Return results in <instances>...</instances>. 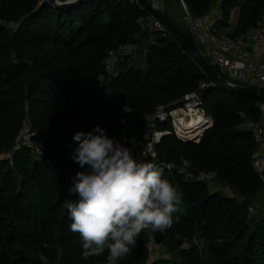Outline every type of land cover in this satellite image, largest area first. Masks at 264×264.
I'll return each mask as SVG.
<instances>
[{"label": "trees", "instance_id": "16d2710c", "mask_svg": "<svg viewBox=\"0 0 264 264\" xmlns=\"http://www.w3.org/2000/svg\"><path fill=\"white\" fill-rule=\"evenodd\" d=\"M185 1L195 14H205L216 0ZM141 2L142 7L125 0H85L56 8L45 0H0V264H107V250L83 259L80 236L69 229L66 205L78 197L68 189L76 173L86 171L70 158L77 146L74 134L99 124L131 149L128 140L138 125H148L147 113L209 81L170 30L140 27L138 19L153 11L149 0ZM236 6L238 33L256 26L264 13V0H225L224 23ZM180 30L199 47L188 27ZM152 35L155 43L147 41ZM126 42L145 43L147 68L130 69L123 62L120 73L111 76L105 60ZM201 94L214 117L201 142L166 136L157 159H147L190 162L195 178L179 174L174 165L160 167L179 188L182 210L163 232H142L118 264H264V219L248 220L250 199L264 191L252 167L257 142L238 128L242 112L261 117L260 99L214 86ZM126 104L132 113L121 123ZM25 124L31 127L27 142L20 139ZM208 171L217 173L213 182L236 189L240 199L226 189L209 192L201 176ZM197 237L207 245L205 258ZM150 241L174 257L151 260Z\"/></svg>", "mask_w": 264, "mask_h": 264}, {"label": "clouds", "instance_id": "9594fccd", "mask_svg": "<svg viewBox=\"0 0 264 264\" xmlns=\"http://www.w3.org/2000/svg\"><path fill=\"white\" fill-rule=\"evenodd\" d=\"M73 140L77 146L70 158L86 171L77 172L68 189L78 197L66 205L69 229L80 236L83 259L107 250V264H118L142 232L171 227L174 214L182 210V195L162 168L137 160L101 125L77 131Z\"/></svg>", "mask_w": 264, "mask_h": 264}, {"label": "built area", "instance_id": "2783aa9c", "mask_svg": "<svg viewBox=\"0 0 264 264\" xmlns=\"http://www.w3.org/2000/svg\"><path fill=\"white\" fill-rule=\"evenodd\" d=\"M110 1L120 2L123 0ZM125 1L142 7L141 0ZM149 2L152 10V7H155L162 11L161 7L163 5L156 2V0H149ZM224 2L225 0H216L212 8L205 14H195L181 0V4L184 7L185 24L198 43V48L212 64L219 76L234 85L264 88V13L256 26L251 27L244 33H238L236 29L239 22L240 8L239 6L232 8L229 20L227 23H224ZM138 23L143 30L149 29L151 32L164 33L169 30L154 10L145 18L140 17ZM149 40L151 43H155L156 37L152 35ZM135 46L136 44L133 42H126L117 49H112L110 54L123 60L126 55L131 53V49L133 50ZM105 68L111 75L120 71L119 65L115 62H108ZM208 78V82L200 84L199 90L185 95L187 103L185 104L184 116H193L200 109H206L200 92L209 86H216V83L209 76ZM259 110L261 117L258 120L247 116L243 112L240 113L241 122L238 128L251 132L257 142V148L252 156V167L264 184V100H261L259 103ZM169 112L171 110L164 109L159 114L164 119L168 115H171ZM206 115L208 116V113ZM208 121H210L209 118L202 122L204 130H208L214 123ZM198 133L203 134V132ZM202 134L198 135V137ZM25 140H30V133L28 136H25ZM35 151L42 155L45 152L42 148L38 147ZM164 167L166 166L164 165ZM166 168L170 169L171 166L167 165ZM147 246L150 253H152V250H154L153 252H157L161 251L162 248L165 249L161 244H154L151 241L148 242Z\"/></svg>", "mask_w": 264, "mask_h": 264}, {"label": "rangeland", "instance_id": "374dc122", "mask_svg": "<svg viewBox=\"0 0 264 264\" xmlns=\"http://www.w3.org/2000/svg\"><path fill=\"white\" fill-rule=\"evenodd\" d=\"M58 1L66 2V1H72V0H58ZM183 1L187 4L185 0ZM156 2L163 5L161 9L164 13L166 10H168L167 13H169L172 16V18L179 24L180 28H183L186 30L187 26L185 24V19H184L185 17L184 7L182 6L183 4H180L181 0H156ZM147 41L150 42L149 39ZM134 44H136L135 48L133 50L131 49V53L126 55L123 60L116 56H111L110 51H109V54L105 60V67L108 62H115L116 64L119 65L120 71H121L122 66L124 65V63H126L127 66H131L130 69H133L135 67L137 69L142 68V70L145 71L147 68L146 67L147 63L145 62L143 54L147 52L146 50L147 47L145 46V43L136 42ZM119 73L120 72L118 71L117 73L115 72L114 75H111V74L110 75L116 76ZM152 89H156V86H153ZM185 95L177 99L174 102L161 103L157 105L155 111L152 112L153 114L147 113L145 117L146 121L147 120L149 121L148 125H145V126L143 125V129L142 127H140L141 125H138L134 129V133L129 138L128 143L129 145H131L132 154L137 160H139L140 162L148 163L147 162L148 158L157 159V146L162 143L163 139L166 136H175L180 141L186 142V143L201 142L204 134L207 131V130H204L205 128L202 126V122H204V120L209 118L210 121L208 122L213 123L214 117L209 114L208 116L206 115L208 113L207 109L205 110L200 109L198 113L193 116H184L185 104L187 103V101L185 100ZM161 99H167V96H162ZM179 101H181L180 103H182V105L181 104L176 105V103H178ZM260 102L261 100H259V103ZM126 106L131 109L130 105L128 104L122 106V110L125 114V117H124L125 121L127 120V116L131 115L132 113V111L127 112L124 110ZM164 109L169 110V111L171 110V112H169V114L171 113V115L170 116L168 115L166 118L162 119L159 112L164 111ZM175 112H178V115L175 116L174 115ZM181 119H184V120L181 121ZM193 120H197V121L193 122ZM26 124L24 126V129L21 132L22 133L21 139L24 140V142H27L25 140V136L29 135V131L31 128L30 125H26ZM189 126H191V128H188ZM198 132H203V134L198 133ZM200 134H202L203 136L201 135L200 137H198V135ZM133 139L136 141L135 143L133 142ZM181 162L182 163L180 165H174L173 163L162 161V162H156L155 165L157 167H161V165H165L167 167V165H170L171 168H173V165H174V168L179 174H185L186 177L188 178H193V177L195 178L196 175L194 173V170L190 167V162L185 157H182ZM201 176L207 179L206 181L208 182L207 186H208L209 192H214L215 190H218V189L219 190L226 189L227 191L226 193L230 194L229 197L231 198L234 197L237 200L240 199V196L238 195L239 192H237L236 189L230 190L228 186L220 185L219 182L216 180L213 182V180L216 179L217 177L216 172L214 171L204 172V174H201ZM250 201L251 202H250L249 209H248V220L253 221L254 219L259 222L262 219H264V191L256 193V195L253 196L250 199ZM250 224H252V222ZM194 242H197V244L199 245L201 255L204 258L207 257V255L205 254L207 245L204 244L203 239H199L197 237L196 239H194ZM153 251L154 250H152V253L150 254L151 260L166 259V257L168 256L174 257V254L170 253L167 249L162 248L161 251H157V252H153ZM177 256L178 258L181 259L180 255H177Z\"/></svg>", "mask_w": 264, "mask_h": 264}, {"label": "water", "instance_id": "95a60500", "mask_svg": "<svg viewBox=\"0 0 264 264\" xmlns=\"http://www.w3.org/2000/svg\"><path fill=\"white\" fill-rule=\"evenodd\" d=\"M45 1L49 2L56 8H67V7H72L85 0H72L66 2H59L58 0H45ZM152 8L158 14V16L164 21L168 29L173 34H175V36L184 45V47L197 60L203 71L216 83L215 87H219L234 93L248 94L257 97L260 100H264V88H259L255 86L248 87V86L234 85L226 81L221 76H219L215 68L206 58V56H204L201 50L190 41V39L180 30V28L170 18H168L163 11L155 7Z\"/></svg>", "mask_w": 264, "mask_h": 264}, {"label": "bare ground", "instance_id": "6f19581e", "mask_svg": "<svg viewBox=\"0 0 264 264\" xmlns=\"http://www.w3.org/2000/svg\"><path fill=\"white\" fill-rule=\"evenodd\" d=\"M174 115H175V116L178 115V112H175ZM183 120H184V119H181V121H183ZM197 120H198V119H197ZM197 120H193V122H194V121L196 122ZM186 128H187V127H186ZM188 128H191V126H189ZM185 130H186V129H185Z\"/></svg>", "mask_w": 264, "mask_h": 264}]
</instances>
